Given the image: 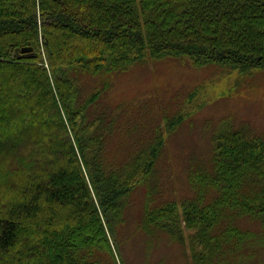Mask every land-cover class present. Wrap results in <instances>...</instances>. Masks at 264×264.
<instances>
[{
	"label": "trees",
	"instance_id": "trees-1",
	"mask_svg": "<svg viewBox=\"0 0 264 264\" xmlns=\"http://www.w3.org/2000/svg\"><path fill=\"white\" fill-rule=\"evenodd\" d=\"M148 57L264 70V0H0V264H118L163 140L111 166L110 83L85 98L75 77ZM188 178L194 196L147 206L143 227L187 237L196 264H264V233L240 223L264 227V136L224 128Z\"/></svg>",
	"mask_w": 264,
	"mask_h": 264
},
{
	"label": "rangeland",
	"instance_id": "rangeland-1",
	"mask_svg": "<svg viewBox=\"0 0 264 264\" xmlns=\"http://www.w3.org/2000/svg\"><path fill=\"white\" fill-rule=\"evenodd\" d=\"M75 78L85 98L104 81L110 83L98 107H106L115 120L106 143L111 166L125 165L159 135L163 140L148 180L129 197L117 237L118 264H196L187 237L181 242L166 230L143 227L145 208L194 196L189 173L209 163L214 136L224 128L264 136V70L241 73L216 64L195 67L188 59L148 57L122 72H80ZM240 223L264 233L254 221Z\"/></svg>",
	"mask_w": 264,
	"mask_h": 264
},
{
	"label": "water",
	"instance_id": "water-1",
	"mask_svg": "<svg viewBox=\"0 0 264 264\" xmlns=\"http://www.w3.org/2000/svg\"><path fill=\"white\" fill-rule=\"evenodd\" d=\"M23 54H28L30 57H35L34 49L32 47L23 48L21 50Z\"/></svg>",
	"mask_w": 264,
	"mask_h": 264
}]
</instances>
